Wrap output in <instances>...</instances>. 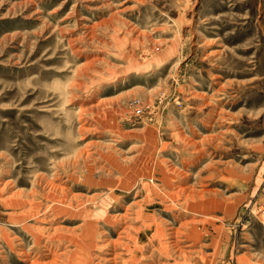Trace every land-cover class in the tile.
I'll use <instances>...</instances> for the list:
<instances>
[{
    "label": "rangeland",
    "instance_id": "obj_1",
    "mask_svg": "<svg viewBox=\"0 0 264 264\" xmlns=\"http://www.w3.org/2000/svg\"><path fill=\"white\" fill-rule=\"evenodd\" d=\"M86 217L91 264H264V0H0V264Z\"/></svg>",
    "mask_w": 264,
    "mask_h": 264
},
{
    "label": "bare ground",
    "instance_id": "obj_2",
    "mask_svg": "<svg viewBox=\"0 0 264 264\" xmlns=\"http://www.w3.org/2000/svg\"><path fill=\"white\" fill-rule=\"evenodd\" d=\"M83 65H88V64H83ZM84 67V66H83ZM98 104H99V102H98ZM85 109V108H84ZM80 112H82V109L80 110ZM82 115V114H81ZM98 143V142H97ZM55 174V173H54ZM60 181V180H59ZM61 182V181H60ZM59 182V183H60ZM50 184V183H49ZM60 184H62V183H60ZM57 185V184H56ZM64 185V184H63ZM59 186V185H58ZM54 187V186H53ZM60 187V186H59ZM155 187H159V185L158 184H155ZM54 188H56V187H54ZM21 197V196H20ZM19 200V199H18ZM21 200V199H20ZM94 199H92V201H93ZM23 201V200H22ZM83 201V200H82ZM28 202H30V201H28ZM37 202V201H36ZM35 202V203H36ZM55 202V203H54ZM53 202V204H50V205H46L45 206V208H44V213H48L50 210H52L53 211V213H54V215H61V214H63V213H65V212H67V211H65L62 207L60 208L58 205L60 204H62L63 202L62 201H59V200H57L56 199V201H54ZM134 202H132L131 204H133ZM58 204V205H57ZM197 203L193 200L192 201V205H189L190 207H193V205H194V207L195 206H197L196 205ZM35 206H37V205H34V203L32 202L31 203V208L28 210V212H30V211H33L34 213H37L38 211H36V209L35 208H37V207H35ZM32 207H33V209H32ZM193 207V208H194ZM67 208H70L71 209V207L69 206V207H67ZM196 208V207H195ZM78 209V207L76 208L75 207V209L74 210H77ZM125 209H127V207L125 208ZM89 210V209H88ZM27 213V212H26ZM97 212H93V214H96ZM42 214V213H41ZM40 214V215H41ZM84 215V214H83ZM92 215V214H91ZM119 214H116V215H113V217H115V216H118ZM45 216V215H44ZM88 216V215H87ZM124 216V215H123ZM44 218V217H43ZM49 218V217H48ZM91 218V217H90ZM177 218V217H176ZM91 223H90V220L86 217V220H85V224H83L82 226L83 227H85L86 226V229H85V231H83V233L80 235V237H78L79 239H76V237H72V238H70L69 239V237H64V236H59V239H58V242H59V244H58V246L60 247V246H62V244L64 243V242H66V241H68V243L71 245V246H73L74 247V250L71 252L72 253V255L71 256H69V258H68V260H66L65 262H63V263H59V264H91L90 263V261H88L86 258H85V256H84V254H85V252H87L88 251V248H90L92 245H94V243H95V238L93 237V236H89V234L87 233V229H88V226L90 225ZM79 226V225H78ZM126 228H130V226H126L125 227V229ZM60 229H61V227H60ZM73 229V228H72ZM52 230V229H51ZM66 230V229H65ZM169 230H171V229H169ZM56 231V230H55ZM123 232V231H122ZM47 233V232H46ZM54 233V232H53ZM169 233V232H168ZM50 234H52V233H50ZM96 234V233H95ZM169 235H170V237H171V239H173V241H171L170 242V244H171V246L173 247V248H176V249H178V247H179V241H178V239H177V233L176 232H173V230H172V232L171 233H169ZM48 236V235H47ZM98 236V235H97ZM63 238V239H62ZM99 238V237H98ZM98 238H96V239H98ZM169 238V237H168ZM116 240V239H115ZM84 242V243H83ZM87 244H86V243ZM81 243H83L82 245H81ZM114 243H116L117 244V241H114ZM168 243H169V241H168ZM54 244V243H53ZM108 244H111L110 243V241H108L107 240V243L105 244V246H107ZM51 245V244H50ZM96 245V244H95ZM169 245V244H168ZM105 246H103V245H101V246H99L100 247V249L101 248H103V247H105ZM44 247V246H43ZM98 247V246H97ZM49 248V247H48ZM58 249V248H57ZM66 250V249H65ZM113 250V249H112ZM111 250V251H112ZM173 250V249H172ZM48 251V250H47ZM26 252V251H25ZM28 252V251H27ZM58 253V252H57ZM56 253V254H57ZM66 253V252H65ZM180 253V252H179ZM19 254H21V253H19ZM18 254V255H19ZM47 254V253H46ZM63 255V254H62ZM118 255H120L119 253H117L115 250H113L110 254H109V256L107 257V261H109V262H112L113 264H117V262L115 261V260H117L118 259ZM21 256V255H20ZM151 256V255H150ZM150 256L149 257H147V259H149L150 258ZM29 257V256H28ZM55 258V257H54ZM101 258V257H100ZM64 259V258H63ZM30 260V259H29ZM54 260V259H53ZM105 260V261H106ZM150 260V259H149ZM129 261H130V259H129ZM32 262V264H35V261L34 260H32L31 261ZM163 262V261H162ZM163 263H165V262H163ZM42 264V263H41ZM48 264H58V263H56L55 261H48ZM159 264V263H158Z\"/></svg>",
    "mask_w": 264,
    "mask_h": 264
}]
</instances>
